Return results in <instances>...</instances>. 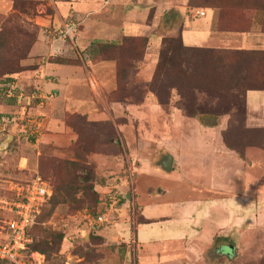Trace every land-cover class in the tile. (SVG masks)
<instances>
[{
  "label": "rangeland",
  "instance_id": "obj_1",
  "mask_svg": "<svg viewBox=\"0 0 264 264\" xmlns=\"http://www.w3.org/2000/svg\"><path fill=\"white\" fill-rule=\"evenodd\" d=\"M15 1L20 3L17 10L13 9ZM187 1L0 0V31L9 32L10 35L6 34L14 42L11 51H6L9 55L1 62L0 81L12 73L27 91L39 86L44 93H52L49 85L56 82L51 72L53 65H68L78 70H91L105 87L112 89L92 97L93 103L88 109L72 114L56 110L54 93L52 99L40 107L27 102L26 98L6 100L0 90V116L17 114L21 119L26 115H42L46 119L39 144L32 145L25 136L18 137L9 142L7 154L0 155V161L5 162V168H0V197H9L13 184H24L39 176L51 188L50 199L56 195L57 200L64 199L57 204L49 200L30 230L32 241L39 245V253L45 248L42 242L48 234L64 236L53 246L56 253L47 256L43 252L46 264H137V244L130 239L134 225L142 217L136 204L137 193L145 197V189L159 182L161 175L144 176L136 171L159 166L167 154L173 157L172 171L200 169L213 173V169H223L220 172L226 176V185H237V189L230 186V195L240 193L242 196L240 204L237 200L229 201L235 205L225 211L223 219L232 221L236 218L232 215L235 210L239 211L241 222L233 232L226 230L222 232L224 235L210 242L202 239L193 244L186 241L168 244L169 253L166 251L161 258L169 262L176 260L173 264H264V92H248L246 103L230 92L243 79L251 86L264 84L259 70L251 66L252 55L247 60L238 59L234 64L218 67L203 55L167 54L165 60L170 61L169 68H163L159 78L148 72L147 63L136 59L142 53L145 55L148 47L152 51L151 44L158 40L152 29L153 19L160 21L154 22L158 24L156 33L165 35L157 51L158 63L160 52L167 47L164 41L178 35H169L167 30L173 19H177L175 26H179V30L183 18L189 21V29L181 31L182 39L188 41L189 46L264 50L261 29L264 13L243 10L240 14L231 9L230 14L224 15L212 10V31L208 29L209 33L203 31L208 27L210 12L206 11L207 16L198 19L191 13ZM174 6L180 7L178 12L173 9L162 12ZM131 10H136V14H131ZM228 19L238 22L247 19L250 22L248 31L223 32L220 21L225 25ZM67 20L78 23L73 43L53 41L50 31H55ZM124 36L146 37L147 49L125 42L101 54L91 53V49L100 45L121 44ZM25 53L28 55L21 59ZM11 64H14L13 72H9ZM43 69L50 81L43 79ZM122 70L127 75L124 79L119 74ZM76 87L77 96L89 98L84 88L79 84ZM115 102H119V106L112 104ZM68 108L71 112L77 110ZM82 108H86V104ZM13 124L6 126L0 142L15 131ZM21 158L27 160L21 162ZM14 163L15 168L20 164L21 169H14ZM128 169L133 173V181L126 187L123 179ZM201 175L202 187H206L208 173ZM180 177H176L177 181ZM233 177L236 178L231 180ZM238 179H241L240 186ZM58 182L60 190L56 194L55 183ZM67 183L70 186L68 195L61 198ZM78 184L88 188L87 194L77 191L75 185ZM115 186L129 190L131 198L117 217L118 224L123 220L128 224L118 238L119 244L111 245L108 238L100 234L103 229L88 225L83 211L94 212L91 197L100 198ZM203 214L201 210V218ZM176 216L181 218V213L176 211ZM9 217L0 210V226ZM164 226L167 224L138 225V242L148 244L164 240L167 237ZM173 229L178 230L175 226Z\"/></svg>",
  "mask_w": 264,
  "mask_h": 264
},
{
  "label": "crops",
  "instance_id": "obj_2",
  "mask_svg": "<svg viewBox=\"0 0 264 264\" xmlns=\"http://www.w3.org/2000/svg\"><path fill=\"white\" fill-rule=\"evenodd\" d=\"M184 7V6H183ZM181 7V8H183ZM170 9H166V11H162L163 13L168 12L169 10L173 9L176 12L179 10V6L174 7H166ZM195 8H191V11ZM207 12H210L211 17L208 19L206 26L207 29L203 32L212 31V10L208 9ZM136 10H131L130 13L136 14ZM163 13H161L163 15ZM207 14L205 15V17ZM173 16L170 18L172 19ZM202 18V17H200ZM199 19V18H198ZM156 20L153 19L152 27L153 31L157 36V42L152 43V51H150V47L146 54L144 55L143 59L140 61L142 63H147L148 72L152 75L155 64L158 60V49L161 44V39L165 36L162 32L156 33L158 29V24H154ZM177 19H173L169 26H167V30L169 35L175 36L176 34L181 35L182 29L188 30L191 26L189 21L183 18L181 23L180 30L178 29L179 26H175ZM137 22V21H135ZM159 23L158 21H156ZM138 23V22H137ZM62 23L58 26L60 27ZM209 29V31H208ZM160 31V30H159ZM121 34L123 33L122 26L120 28ZM151 32V31H150ZM153 33V32H152ZM210 33V32H209ZM119 34V33H118ZM150 34V33H149ZM151 37V36H150ZM182 38V37H181ZM151 40V38H150ZM183 40V39H182ZM184 45L189 46L188 41L183 40ZM150 45V46H151ZM192 47V46H191ZM196 47V46H193ZM53 70H51L52 74L56 76V82L53 85H49L50 89L52 90V94H55V108L56 110L62 113H69L72 114L74 112H80L82 110H86L90 107L89 104L93 103L91 100L92 97H96L99 93H104L107 91H111L109 89L111 87H105L103 81L95 76L91 70H78L68 65H53ZM146 68V67H145ZM144 68V69H145ZM141 69V68H140ZM45 71V69H43ZM143 71V70H142ZM139 74V73H138ZM80 85L82 88L85 89L89 98L83 99L80 96H77L76 93V86ZM47 88V87H46ZM249 92H264V91H249ZM248 93V92H247ZM247 96V94H246ZM86 104V108H82L83 105ZM112 104H117L119 106V102H115ZM68 107H75L77 108L76 111H69ZM13 134V133H12ZM44 138V137H43ZM42 138V139H43ZM15 141V140H14ZM12 141V142H14ZM3 141L0 142V144ZM11 142V143H12ZM8 148V147H7ZM6 148V149H7ZM5 149L4 152L1 154H7V150ZM23 160H27L26 158H21V162ZM5 162L0 161V168L1 166L5 168ZM160 164V163H159ZM16 164H12L14 169H21V165L15 168ZM28 167V166H27ZM159 166H150L143 167V169H137V174L147 176L150 173H158L161 175V180L155 181L154 185H149L145 189V197L139 196L137 193L136 204L138 206L140 215L143 218V222L140 224H135L133 228V232L130 235V239H133V243L137 244V264H173L176 260H164L163 255L169 253L168 244H172L179 241H186L188 243H199V240L206 239V241H212L213 238L219 237L224 235L222 232L226 230L229 232H233L235 226L239 225L240 214L239 211L232 210V215L234 218L232 221L227 222L224 221L225 211L234 207V204L229 203L231 200L234 202L235 200H240L241 194L238 193L234 195H230L231 189L230 186L232 185L233 189H237V185L230 184L226 185V179H224V174H221L220 171L223 169H213V173L206 172L200 169H183V171L175 170L170 172H165L159 168ZM28 169H33L29 168ZM173 169V167H172ZM117 170V169H115ZM203 173H208L209 180L206 187H202ZM181 176L179 181H177L176 177ZM183 175V179H182ZM149 176V175H148ZM166 176V177H165ZM236 177H233L231 180H234ZM163 179V180H162ZM166 180V181H165ZM146 182L151 183V181ZM153 182V181H152ZM238 186H240L241 179L237 180ZM199 186V187H198ZM159 189V190H158ZM208 191V192H206ZM10 192V191H9ZM225 192H229V194H225ZM192 196V197H191ZM13 194L10 192V196L7 198H12ZM6 198V197H4ZM131 198V194H130ZM228 203V204H227ZM239 204H237L239 206ZM232 206V207H231ZM1 210V209H0ZM201 210L204 211L203 217L201 218ZM3 211V210H2ZM176 211L181 213V218L176 216ZM7 214L12 216L10 212L4 211ZM198 215V216H197ZM238 216V217H237ZM9 217V218H10ZM174 219L173 221H171ZM124 221V220H123ZM120 222L117 223L113 229L106 231V229L101 230L100 234L105 235L108 238V241L111 245L119 244L118 238L122 236V233L125 231L124 225L126 226L127 222ZM173 222L171 226L170 223ZM152 224H167L164 226L166 230L167 237L160 241V242H150L148 244H143L138 242L137 236V226H150ZM228 225V226H227ZM174 226L178 229H173ZM227 226V227H225ZM139 231V230H138ZM205 232L208 234H205ZM191 233L193 236H190ZM205 234V235H204ZM146 238V237H145ZM143 244V245H142ZM161 251V253H157ZM163 253V254H162ZM162 254V256H161ZM162 257V258H161ZM169 259V258H168ZM166 262V263H165Z\"/></svg>",
  "mask_w": 264,
  "mask_h": 264
},
{
  "label": "built area",
  "instance_id": "obj_3",
  "mask_svg": "<svg viewBox=\"0 0 264 264\" xmlns=\"http://www.w3.org/2000/svg\"><path fill=\"white\" fill-rule=\"evenodd\" d=\"M191 13L193 16L200 18L205 17L206 10L194 9ZM78 30L79 27L76 21L67 20L62 22L55 31L51 30L50 34L52 33L53 41H70L73 43ZM42 72L43 79L50 81L46 72L44 70ZM0 90L6 100L18 101L26 98L27 102H33L40 107L45 101L51 100L53 97L51 92L44 93L39 86H34L27 91L14 77L6 81ZM16 116H0V135H3L6 131V126L13 122L15 124V132L10 135L12 137L11 141L14 138L18 140V137L25 136L26 139H30L32 145L39 144L46 119L42 115H26L21 119ZM4 151H0V153ZM132 174L131 169L126 170L123 179L126 187L132 184ZM9 191L13 194L12 198L0 197V209L8 211L12 215L3 222V226H0V262H8L10 264H46L45 257L38 252L29 250V245L32 242L30 229L51 196L50 186L46 181L36 176L24 184H13ZM129 201L130 191H123L118 186H115L103 193L94 212L83 211L84 218L92 228L107 229L114 227L117 224V217L123 206Z\"/></svg>",
  "mask_w": 264,
  "mask_h": 264
},
{
  "label": "trees",
  "instance_id": "obj_4",
  "mask_svg": "<svg viewBox=\"0 0 264 264\" xmlns=\"http://www.w3.org/2000/svg\"><path fill=\"white\" fill-rule=\"evenodd\" d=\"M18 4H20V3L16 2V1L13 2V9L14 10H17ZM187 6L190 8H195V9L218 10L220 13H223L224 15L230 14L231 9L237 10L238 12H240V14H242L241 12L243 10H251L254 12L262 11L264 13V0H188ZM228 20H229V23H225V25H223V24L221 25V21H220V28L223 30V32L238 31L240 33H246L248 31V28L250 26V22L247 21V19L243 22H238L237 20L231 21L230 19H228ZM223 26H224V28H222ZM228 29H230V30H228ZM261 29L264 32V17H263V21L261 23ZM6 33L7 32H5V31H2V30L0 31V66H1V62L3 60H5L4 57H7L9 55V53L7 55V52L11 51L10 49H12L11 47L14 43V42H11L13 40L11 38H9V36H7V34L10 35L9 32L7 34ZM66 42H70V41H66ZM125 42H131V43L135 44V46L137 48L138 47H144L145 49H147V45H148V39L146 37L124 36L121 44H119V45L104 44L102 46L99 44L100 46H98L97 49H91V53L94 55L96 53L101 54L103 50H106V49L112 48V47H114V48L121 47ZM33 43L34 42H32L31 45H33ZM164 43L167 44V47L165 50L163 49L164 51L160 52V61H159V63L157 61L158 65H157V67L155 66L156 70H154L155 73H153L155 78H159V76H161L163 68H169V64H170L169 62L170 61L167 62L165 60V56L167 54L176 55L177 53H180V54L193 53V54L203 55L204 57H208V59L211 60L212 62H214L218 67H220L222 65L225 66V65L234 64V62L238 59H246L247 60L248 56L251 54L252 55V58H251L252 59V65L251 66L253 68L258 69L264 78V50L245 51L243 49L231 50V49H222V48L191 47V46L184 45L180 34L176 35V37H171V38L165 40ZM28 53H29V49H28ZM27 55L28 54L24 55V57H22L21 59L26 58ZM10 57H12V56H10ZM143 57H144V54L142 53V55L138 56L136 59L142 60ZM102 60H105V58H102ZM57 63H59V62H57ZM13 66H14V64L9 65V72H13V69H14ZM11 74L12 73H9L1 79L0 86H2L6 81L10 80L13 77ZM119 74L122 76L121 77L122 79L127 77L124 70H122V72H119ZM236 84H237V86H233V88L230 90V92L233 95H235L236 98L242 97L243 100L245 101V103H246L247 92H249V91H264V84L251 86L249 84V82L247 81V79L240 80ZM13 115L16 116L17 114H12L10 116H13ZM14 140H15V138H14ZM59 182L55 183L56 194H58V192L60 190V183ZM68 183L64 187L62 184L63 194L61 195V198H63L64 195H68L67 189H70V186H68ZM75 187L77 188V191L83 190V193L87 194L88 188L85 185L78 184V185H75ZM89 192H92V188H89ZM93 195H94V197L96 196V194H94V193H93ZM56 198H57V195L52 197L51 199L49 198V200H51L53 204H54V202H55V204H57V203H60V201L64 200V199H61L59 201ZM99 199H100L99 196H98V198L96 196V198L91 197V199H90V201L94 204L95 208L99 203ZM143 221L144 220L141 217L140 220L136 224H140ZM63 238H64V236L61 233H50V234H48V237L44 240V242H42V246H44L45 248L40 249L41 250L40 252H42L40 254L43 255V252H44V254L46 253L47 256H50V254L56 253L57 249H55L53 246L55 244H58V241L60 243L63 240ZM47 239H50L52 241V243ZM38 247H39V245L32 241L31 244L29 245V250L38 252V250H39Z\"/></svg>",
  "mask_w": 264,
  "mask_h": 264
},
{
  "label": "water",
  "instance_id": "obj_5",
  "mask_svg": "<svg viewBox=\"0 0 264 264\" xmlns=\"http://www.w3.org/2000/svg\"><path fill=\"white\" fill-rule=\"evenodd\" d=\"M11 136H7V138L0 144V151L5 150L8 147L9 142L11 141ZM118 144V142H116ZM160 167L165 172H170L173 167V157L169 154L165 155L163 160L160 161ZM128 197V195H127ZM229 249H232V246L229 247Z\"/></svg>",
  "mask_w": 264,
  "mask_h": 264
},
{
  "label": "flooded vegetation",
  "instance_id": "obj_6",
  "mask_svg": "<svg viewBox=\"0 0 264 264\" xmlns=\"http://www.w3.org/2000/svg\"><path fill=\"white\" fill-rule=\"evenodd\" d=\"M164 158V157H163Z\"/></svg>",
  "mask_w": 264,
  "mask_h": 264
}]
</instances>
